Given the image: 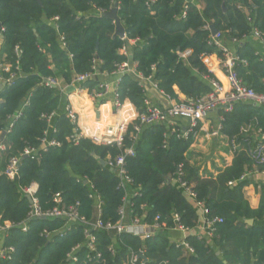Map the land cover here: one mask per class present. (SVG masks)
<instances>
[{
    "label": "trees",
    "instance_id": "obj_1",
    "mask_svg": "<svg viewBox=\"0 0 264 264\" xmlns=\"http://www.w3.org/2000/svg\"><path fill=\"white\" fill-rule=\"evenodd\" d=\"M147 1L0 0V61L10 63L16 73L11 85L0 92V135L5 132L9 117L21 111L1 142L4 150L0 151V222L15 226L3 237V245L14 247L15 254L11 261L0 264H65L70 249L83 242L78 225L63 239L47 241L41 236L45 229L51 232L59 228V221L34 219L26 223L27 231H22L19 225L26 219L29 203L21 190L31 183L38 185L36 195L43 209L52 207L54 194L60 193L66 205L78 202L79 214L90 219V191L82 181L87 180L103 201V221H117L122 192L117 189L115 173L101 166L100 161L122 151L115 146L95 145L89 139L77 144L69 142L67 138L74 126L63 111L65 99L59 89L45 87L43 79L59 78L69 84L74 75L89 71L94 59L100 62V73H110L116 64L134 61L136 71L143 77H152L169 97L178 100L173 89L176 87L188 100H196L210 92L205 78L208 73L200 56H220L217 48L209 44L210 29H205L212 25L223 38L237 41L234 70L246 86L261 91L264 57L255 53L249 39L253 29L264 33V0H198L203 4L202 10L187 0H154L149 7ZM113 4L117 5L126 40L115 35L113 20L103 16ZM184 7L185 18L179 20ZM60 38L66 45L64 49ZM127 40H137V44L129 47L128 55H121L118 51ZM15 47L21 51L18 70ZM185 50L192 53L183 61L177 53ZM7 77L2 73V78ZM96 85V81L87 82L81 87L91 90ZM118 94L139 112L146 110L143 89L131 76L120 78ZM25 102L27 105L23 106ZM50 113L55 116L48 137L60 146L39 150L35 160L24 158L25 148H39L48 129L41 115ZM220 114V134L239 148L234 151L231 165L215 178H201L187 155L192 139H178L165 125L143 128L133 156L125 158L126 172L140 193L132 199L134 211L141 214L140 206L146 205L144 220L151 222L159 216L167 229L173 228V214H177L180 223L192 230L199 213L177 182V169L181 166V179L193 185L195 200L204 203L209 217L222 218V223L215 225L211 243L188 235L185 241L193 254H185L182 247L169 242L166 233L141 241L128 235L112 238L99 231L96 237L101 258L96 264H125L131 253L140 250L144 251L146 264H264V185L258 207L252 209L242 192L248 182L241 180L253 165L259 172L264 171V163L255 165L251 159L250 141L241 132L246 125L264 131V109L245 102ZM129 145L126 137L123 148ZM14 156L20 160L19 173L10 181L2 172ZM249 220L251 225L246 223ZM110 245L113 254L108 252ZM85 253L84 249L77 253L76 264H85Z\"/></svg>",
    "mask_w": 264,
    "mask_h": 264
},
{
    "label": "built area",
    "instance_id": "obj_2",
    "mask_svg": "<svg viewBox=\"0 0 264 264\" xmlns=\"http://www.w3.org/2000/svg\"><path fill=\"white\" fill-rule=\"evenodd\" d=\"M154 2V0H148L146 6ZM103 13L97 11V14ZM186 7L182 10L178 16L179 20L185 18ZM54 18L53 21H56ZM205 29L209 30L210 27L207 25ZM251 37L257 39L262 45H264V33L253 29L250 34ZM223 34L216 33L214 36L211 35L209 44L213 45L220 52V57L217 60V64L214 63L211 55L200 56L201 63L207 70L208 76L205 78L208 80L210 86V92L196 100H175L174 104L169 108L162 109L158 106L150 105L145 101L146 110L139 112L131 102L128 100H121L118 94V86L120 79L113 84H110L108 78L111 76L118 75L120 78L123 75L133 76L138 80L150 79L151 77H143L136 71V63L134 61H126L116 64L115 69L110 73H100L99 65L100 62L96 59L92 61V65L89 71L76 74L72 77L71 82L68 84L73 87L75 92H82L81 85L87 82H97V85L89 91V96L93 100H99L105 98V96L111 92L112 94V106L114 114L118 115L119 118L116 122L111 125L105 126L100 132H94L90 128L84 127L79 122V115L73 109L70 104H66L64 113L69 119L70 123L74 126V132L70 135L67 140L72 144H77L81 139H89L93 144L98 146H115L122 152L115 156L106 158L105 166L112 170L117 177V189L122 192L121 203L116 210L117 221L115 222H104L102 219V206L103 201L100 195L95 191L92 184L87 180H82L84 185L88 186L89 194L88 199L92 201L91 207V218L86 219L83 215L79 214V203L66 205L60 193H55L52 198L53 206L47 209H43L39 205L37 198L38 185L31 183L29 186L21 190L22 195L27 199H30L29 209L26 214V219L21 226L23 232L27 231L26 223L34 219H42L48 221H59L62 225L49 232L46 229L43 230L41 236L47 241L57 237L63 239L66 233L71 230L74 225H78L82 231L83 242L76 244L70 249L66 256L65 264H76L78 263L77 253L84 249L86 251L83 262L85 264H96V261L101 258V253L97 249V237L96 233L104 231L112 238L119 237L120 235H128L141 241H146L157 237L168 231H177L182 233L183 237L176 241L174 244L177 247H182L188 254H193V249L185 241L186 235L190 232V229L184 227L177 214H173L174 226L172 229H167L163 222H160V217L155 216L151 222H146L143 218V214L147 208L146 205H141V214L134 211V205L132 199L140 196L137 188H135L133 179L127 174L125 169V158L131 157L134 154V145L137 141L138 135L141 130L145 127L165 125L167 126L171 134H176L178 139L182 140H195L199 133V124L203 122L210 113L212 112H231L234 106L238 103H251L254 106L261 107L264 109V80L261 82V91L256 92L254 89L246 86L241 78L237 75L234 70V65L238 61V58L231 54L230 51L222 44ZM126 40V37L122 38ZM233 43H237L236 40H232ZM61 47L65 48L63 38H60ZM137 40H127L119 49V54L128 55V49L130 45L136 44ZM2 44V35L0 34V47ZM191 50H185L178 52L179 59L185 61L191 55ZM14 54L16 57L15 70H18V59L20 58L21 51L15 47ZM71 59L72 56L69 55ZM245 63L244 61H241ZM218 67V68H217ZM217 69L221 71L223 80L217 76ZM2 73L7 74V78H2ZM103 77L102 81H98L97 77ZM16 78V73L12 71V65L6 62L4 59L0 61V84L5 83L11 85L13 80ZM136 81V80H135ZM61 82L59 78H45L42 80V84L47 88H57L61 91ZM139 84V82L137 81ZM139 86H141L139 84ZM142 87V86H141ZM155 87L157 85L155 84ZM158 88V87H157ZM143 89V88H142ZM163 94H165L163 92ZM168 99H173L165 94ZM1 103V100H0ZM25 102L23 106H26ZM21 116V111L17 112L12 117H9V123L5 130V133H9L13 127V123ZM55 116V113L48 115H41L42 119L46 122L48 129L44 131L43 137L40 139L39 148H25L22 155L23 157L35 160L38 158V151H46L48 148L59 147L60 144L53 139H49L48 131L52 129L51 121ZM176 118H182L187 121V126L184 130L176 127L172 121ZM220 126L217 130L207 133V137H215L220 133ZM55 131V130H53ZM128 137L130 145L124 147L125 138ZM166 137V135H164ZM123 148V149H122ZM4 150V147L0 145V151ZM250 157L254 164L264 163V135L263 140L250 150ZM18 157H10L5 166L2 174L10 181L15 180L19 173ZM177 182L180 188L184 191L185 195L194 201L195 207L199 209L204 215V230L208 236H211L215 232V225L222 223L220 217H209V210L204 206L201 201L195 200L196 194L193 191V187L186 181H183V172L181 166L177 169ZM245 178V175L241 177V180ZM15 227L10 222H0V235L2 238L7 234L8 230ZM110 254L114 253L113 245L108 248ZM15 254V248L12 246H4L0 248V261H11ZM139 255L144 256V251L140 250L137 253H131L130 257L125 264H146L143 262ZM167 264V263H164Z\"/></svg>",
    "mask_w": 264,
    "mask_h": 264
},
{
    "label": "crops",
    "instance_id": "obj_3",
    "mask_svg": "<svg viewBox=\"0 0 264 264\" xmlns=\"http://www.w3.org/2000/svg\"><path fill=\"white\" fill-rule=\"evenodd\" d=\"M187 1L195 4L199 10H202L203 4L198 0ZM95 13L96 11L93 10V14ZM249 40L255 49V53L260 57H264V45L251 36ZM136 44L130 45V47ZM222 44L230 51L231 54H236L237 43H233L232 40L224 37L222 39ZM219 57L220 56L214 54L213 61L215 64H217ZM216 72L217 76L223 80L221 71H218L217 69ZM118 79H120V77L115 75L109 77L108 81L110 84H113ZM133 79L136 80V82L138 81L142 86L146 101L150 105L166 109L174 104L175 99H168L165 94L159 90V88L155 87V82L153 81L152 77L148 80H138L133 76ZM97 80L102 81L103 77H97ZM82 89V92L77 93L73 87H70L63 81L61 82L60 92L65 99V106L66 104H70L73 107V109L79 115V122L82 126L90 128L94 132H100L105 126L111 125L118 120L119 116L114 114V109L112 106L113 98L111 92H109L104 99L99 101L93 100L89 96V91H86V88ZM173 89L178 97V100H188L185 96L178 92L176 87ZM220 113L221 112L210 113L209 116L199 124L200 133L195 140H192L187 154L190 164L198 170L199 175L204 179L209 177L215 178L222 170L230 166L234 157V151L239 148L236 143L233 141L229 142V140L223 137L220 133L215 137H207L208 132L217 130L219 126L221 129L222 117ZM172 123L181 130H184V128L187 126V121L182 118L173 119ZM241 132L243 135L248 137L250 141V147H253L263 140L264 131L254 126L246 125L241 128ZM0 145L3 146L1 143ZM244 175L245 178L243 180L246 179L248 184L242 190L243 197L252 209H256L260 201V190L262 185H264V171L259 172L253 165L251 168L247 169ZM190 202L195 207L194 201L192 199H190ZM197 210L199 213L198 222L196 226L190 230L186 237L188 235H194L198 239H205L210 244V239L213 235L208 236L203 229L205 217L199 209ZM246 223L251 225L252 221L251 223H248V221ZM165 233L171 244H174L183 237L182 233L177 231H168ZM2 245L3 238L2 235H0V248ZM185 254L188 253L185 251Z\"/></svg>",
    "mask_w": 264,
    "mask_h": 264
},
{
    "label": "water",
    "instance_id": "obj_4",
    "mask_svg": "<svg viewBox=\"0 0 264 264\" xmlns=\"http://www.w3.org/2000/svg\"><path fill=\"white\" fill-rule=\"evenodd\" d=\"M104 17L109 18L111 20H113L114 25H115V35L119 38H123L124 37V28L122 27L119 18L117 17V5L113 4V6L111 7V9L109 11H107L106 13L103 14ZM210 33L212 36H214L216 33H218L217 29H215L214 26H210ZM6 86L5 83H1L0 84V92L3 90V88ZM6 133L3 132L0 135V143L2 142L3 138L5 137ZM26 158V157H24ZM100 165L101 166H105V162L104 161H100ZM28 202L30 203V199L27 198ZM248 223H251V221H248ZM140 259L143 262H147V259L145 256L143 255H139Z\"/></svg>",
    "mask_w": 264,
    "mask_h": 264
}]
</instances>
